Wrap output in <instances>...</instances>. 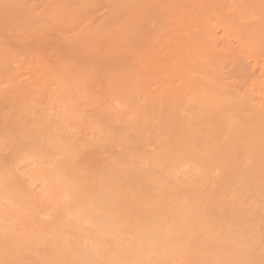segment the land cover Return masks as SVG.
Segmentation results:
<instances>
[{
  "label": "rangeland",
  "instance_id": "374dc122",
  "mask_svg": "<svg viewBox=\"0 0 264 264\" xmlns=\"http://www.w3.org/2000/svg\"><path fill=\"white\" fill-rule=\"evenodd\" d=\"M0 264H264V0H0Z\"/></svg>",
  "mask_w": 264,
  "mask_h": 264
},
{
  "label": "bare ground",
  "instance_id": "6f19581e",
  "mask_svg": "<svg viewBox=\"0 0 264 264\" xmlns=\"http://www.w3.org/2000/svg\"><path fill=\"white\" fill-rule=\"evenodd\" d=\"M66 195V194H65ZM66 197V196H65ZM62 199V198H61Z\"/></svg>",
  "mask_w": 264,
  "mask_h": 264
}]
</instances>
